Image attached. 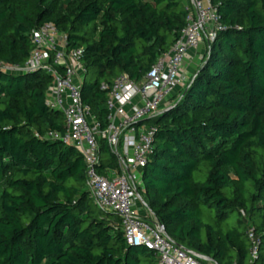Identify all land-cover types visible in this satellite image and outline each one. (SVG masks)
Segmentation results:
<instances>
[{
	"label": "trees",
	"instance_id": "trees-1",
	"mask_svg": "<svg viewBox=\"0 0 264 264\" xmlns=\"http://www.w3.org/2000/svg\"><path fill=\"white\" fill-rule=\"evenodd\" d=\"M211 3L223 28L180 97L149 120L153 152L138 193L188 251L249 264L252 230L254 263L264 264V0ZM187 14L182 0H0V63L23 66L31 32L51 23L68 51H83L82 103L104 130L101 84L122 73L142 80ZM52 81L42 70H0V264H157L154 251L126 244L116 215L96 207L80 152L50 137L66 128L46 101ZM99 145L102 167L114 169Z\"/></svg>",
	"mask_w": 264,
	"mask_h": 264
},
{
	"label": "built area",
	"instance_id": "built-area-1",
	"mask_svg": "<svg viewBox=\"0 0 264 264\" xmlns=\"http://www.w3.org/2000/svg\"><path fill=\"white\" fill-rule=\"evenodd\" d=\"M186 8V22L176 42L142 80L134 82L122 73L109 84H101L100 89L107 94L108 108L104 130L82 103L84 68L79 59L83 51H68L66 36L51 23L31 32L32 51L23 66L0 63V70L9 73L42 70L52 77L46 101L63 113L66 128L50 137L80 152L85 164L86 187L96 207L116 215L126 244L154 251L157 264H214L195 257L173 241L155 218H148L137 206L141 174L153 152L156 132L149 120L167 110L172 105L171 99L190 82L191 77L184 70L188 54L204 40L209 45L223 28L211 0H187ZM58 67L63 69L62 73ZM100 139L115 157L114 169L101 165ZM248 238L252 246L249 264H255L258 241L252 230L248 231Z\"/></svg>",
	"mask_w": 264,
	"mask_h": 264
},
{
	"label": "rangeland",
	"instance_id": "rangeland-1",
	"mask_svg": "<svg viewBox=\"0 0 264 264\" xmlns=\"http://www.w3.org/2000/svg\"><path fill=\"white\" fill-rule=\"evenodd\" d=\"M207 48H208V47H207ZM207 48H205V50H206ZM204 54H205V53H204ZM203 57H204V56H201V58L198 59L197 62L194 63V65L192 66L191 70L189 71V76H190L191 78L194 76V73H195L196 70L199 68V66H200V64H201V62H202ZM175 96H176V97H179V96H180L179 92L176 93ZM173 98H174V97H173ZM172 103H174V100H173V99H171V104H172ZM140 198H141V197H140ZM137 206H138V208H139L140 211H144V212L146 213V215H147L148 218H154V217H155L151 212H149V211L147 210L148 207L145 205V203H144V201H143L142 199L139 200ZM235 219H236L235 215H232V216L229 218L227 224H228L229 226L232 225V224L235 222ZM210 264H211V263H210Z\"/></svg>",
	"mask_w": 264,
	"mask_h": 264
},
{
	"label": "crops",
	"instance_id": "crops-1",
	"mask_svg": "<svg viewBox=\"0 0 264 264\" xmlns=\"http://www.w3.org/2000/svg\"><path fill=\"white\" fill-rule=\"evenodd\" d=\"M183 4L186 5L187 3V0H182ZM208 45H207V42L206 40H204L200 46L198 47V49H196L195 51L193 52H190L188 54V57H187V60H186V63L184 65V70L185 72L189 75V71L191 70L192 66L194 65L195 62H197L198 59L201 58V56H204V53H205V48H207ZM155 218V217H154ZM156 219V218H155Z\"/></svg>",
	"mask_w": 264,
	"mask_h": 264
},
{
	"label": "water",
	"instance_id": "water-1",
	"mask_svg": "<svg viewBox=\"0 0 264 264\" xmlns=\"http://www.w3.org/2000/svg\"><path fill=\"white\" fill-rule=\"evenodd\" d=\"M139 199H141L140 197H139ZM149 212H151L149 209H147ZM110 214H112V213H110ZM157 220V219H156ZM161 225V224H160ZM161 227H162V225H161ZM162 229H164L163 227H162ZM149 250V249H148ZM185 250H187V249H185ZM152 251V250H151ZM188 251V250H187ZM189 253H191L192 255H194L195 257H197V258H200V259H203L204 261H207V262H212V263H214V264H217L214 260H212V259H210V258H207V257H205V256H202V255H199V254H197V253H194V252H191V251H188Z\"/></svg>",
	"mask_w": 264,
	"mask_h": 264
}]
</instances>
